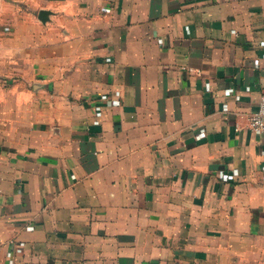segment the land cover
I'll return each mask as SVG.
<instances>
[{
    "label": "crops",
    "instance_id": "crops-1",
    "mask_svg": "<svg viewBox=\"0 0 264 264\" xmlns=\"http://www.w3.org/2000/svg\"><path fill=\"white\" fill-rule=\"evenodd\" d=\"M261 95L264 0H0V264H264Z\"/></svg>",
    "mask_w": 264,
    "mask_h": 264
},
{
    "label": "built area",
    "instance_id": "built-area-1",
    "mask_svg": "<svg viewBox=\"0 0 264 264\" xmlns=\"http://www.w3.org/2000/svg\"><path fill=\"white\" fill-rule=\"evenodd\" d=\"M250 128L257 133L264 132V95H261L258 108L250 119Z\"/></svg>",
    "mask_w": 264,
    "mask_h": 264
},
{
    "label": "water",
    "instance_id": "water-1",
    "mask_svg": "<svg viewBox=\"0 0 264 264\" xmlns=\"http://www.w3.org/2000/svg\"><path fill=\"white\" fill-rule=\"evenodd\" d=\"M43 15V14H42Z\"/></svg>",
    "mask_w": 264,
    "mask_h": 264
}]
</instances>
